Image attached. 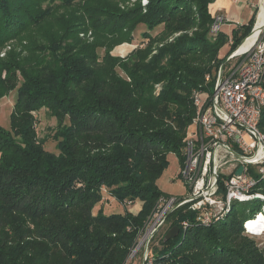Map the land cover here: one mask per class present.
Segmentation results:
<instances>
[{
	"label": "trees",
	"instance_id": "obj_1",
	"mask_svg": "<svg viewBox=\"0 0 264 264\" xmlns=\"http://www.w3.org/2000/svg\"><path fill=\"white\" fill-rule=\"evenodd\" d=\"M214 1L136 0L122 8L113 0H0V53L21 43L0 56V99L17 89L10 128L0 124V264H126L164 194L158 179L168 154L183 163L195 90L213 93L225 57L253 28L255 14L231 36L224 28L213 34ZM76 3L81 14H56ZM138 25L146 45L114 55ZM89 29L93 40L78 37ZM44 107L58 120L57 153L37 137L34 112ZM259 125L264 131V110ZM257 187L264 191V180ZM111 196L140 206L94 211ZM252 201L210 226L176 208L170 227L180 231L150 250L152 264H264V248L243 234V220L264 207ZM186 218L193 222L184 231Z\"/></svg>",
	"mask_w": 264,
	"mask_h": 264
},
{
	"label": "built area",
	"instance_id": "obj_2",
	"mask_svg": "<svg viewBox=\"0 0 264 264\" xmlns=\"http://www.w3.org/2000/svg\"><path fill=\"white\" fill-rule=\"evenodd\" d=\"M261 7L260 0L254 13V28L227 57L228 60L239 58L238 63L226 71L220 68L212 94L202 90L194 92L197 113L193 124L199 126L200 133L197 130L189 133L180 174L188 195H160L140 229L126 264L136 257L142 243L145 245L143 264L154 262L149 250L151 239L178 207L189 205L195 212L194 221L210 226L228 217L236 203L255 198L264 200L257 187L264 180V131L259 125L264 110V23L257 28ZM226 20L225 15L218 14L211 32L219 33ZM251 38L248 47L241 50ZM159 88L157 85L156 93ZM240 166H244L243 172L236 174ZM262 211L264 207L259 212ZM253 217L257 215L253 214L243 224L247 225ZM192 222L189 218L183 219L182 230L186 231ZM245 231L257 232L247 227Z\"/></svg>",
	"mask_w": 264,
	"mask_h": 264
},
{
	"label": "rangeland",
	"instance_id": "obj_3",
	"mask_svg": "<svg viewBox=\"0 0 264 264\" xmlns=\"http://www.w3.org/2000/svg\"><path fill=\"white\" fill-rule=\"evenodd\" d=\"M113 1H118V4H120V6L122 8H124L125 6H132L135 4L136 0H127V1H119V0H113ZM145 0H141L142 4L145 5L148 2H144ZM149 1V0H148ZM247 1L246 2V6L243 8L242 10V17L241 20L244 23H248L251 15L254 11V8L251 7V3L252 2H257L258 0H244ZM249 2V3H248ZM259 10V8H258ZM78 13L81 14V8L79 6V3H76L72 6H67V7H60L57 9L56 14H61V13H66V14H70V13ZM219 13H217L216 15H214V17H216ZM224 15V14H223ZM231 20H226L224 22L223 28L225 29V31H227V33L230 31V26L226 25L230 22ZM256 23V17L254 20V25L253 28L255 26ZM52 21H48V23L46 24L47 29H52ZM226 25V26H225ZM139 27L137 28L136 32H135V36L132 42H124L121 43L119 45H117L112 53L114 55H118L120 57L123 56H127L130 52H132L133 50L137 49L138 47H144L146 44L144 38L141 36L142 32L145 30V26L144 25H138ZM225 26V27H224ZM252 28V29H253ZM163 29L162 26L157 27L155 30L151 31L152 35H156L157 33H159L161 30ZM251 32V31H250ZM28 37H21V39H28L31 38L29 35H27ZM78 37L82 40H88L91 41L93 40L94 36L92 34V31L89 30H84L82 32H80L78 34ZM39 39H41L43 41V37H39ZM40 40V41H41ZM44 42V41H43ZM42 42V43H43ZM20 40H16V41H10L7 46L5 48L2 49L0 56H4L7 52L8 49H10L11 47L15 46V48H17V51L21 48L20 45ZM239 45V44H238ZM224 50L222 51V53L220 52V56H225L224 55ZM98 52L101 56L104 55V49L99 48ZM231 54V53H230ZM229 55H227L223 61V63L226 61L227 57ZM239 58L233 57L230 58L229 60L226 61L225 65H224V70L226 71L229 67L233 66L234 64L238 63ZM222 63V64H223ZM221 64V66H222ZM220 66V68H221ZM121 72V71H120ZM219 73V72H218ZM207 77H206V81H207ZM161 90V86L159 88V91ZM16 93H17V89L11 91L8 95L4 96L3 98L0 99V124L3 125L4 127L10 128V119H11V112L13 110V106L15 103V99H16ZM159 92H157L156 94H158ZM34 116H35V127H36V132H37V137L40 141H42L44 143V147L52 152H59L56 148V141L53 137L54 133L57 130V124H58V120L55 116L51 115L50 111L47 108H42L38 111L34 112ZM194 121H192V123L188 126V132L184 138V146L187 147L188 145V137H189V133L197 130L196 132L200 133V128L197 124H193ZM190 140V139H189ZM168 160H169V164L167 166V168L164 170V172L162 173V175L159 177L158 179V184L161 188V190L164 192V194L162 195H168V196H178V197H183L185 195H188V188L185 184V182L183 181V179L181 178L180 174H181V167L184 166V160H185V155H184V160L183 163L181 164L179 157L177 154L175 153H169L168 154ZM260 193H262L264 195V191H262L260 189L259 191ZM109 195V192L106 191V196ZM256 199V198H255ZM264 200H254L252 202H250L248 205L250 206H254L256 205L258 202L262 203ZM243 205V203H236L237 207H241ZM102 206L104 209L105 213H113V212H124L127 208L128 210H130L133 213H136L138 207L140 206L139 203L135 202L133 204L130 205H124L122 203H120L118 200H116L114 197H108L104 203H99L96 207H95V212L99 209V207ZM235 206V207H236ZM191 207L189 205H187V207L185 208L186 210H191ZM260 211V209L258 210ZM257 211V212H258ZM256 212V213H257ZM255 213V214H256ZM249 214H254L253 212L249 213ZM259 215H257V217L255 218V220H249V222H255L257 221ZM264 216V215H263ZM262 216V217H263ZM247 219L243 220L246 221ZM171 225V219L168 217L167 222L164 224V226H162L152 237L151 242L149 244V250H153L157 252V249H161L163 247V242L162 239L165 237V235L167 234V232L172 228L170 227ZM248 226V225H247ZM246 225L243 224L244 229L247 227ZM244 235L255 239V241L257 242V245L260 248H264V227L262 229H260L257 232H246L244 231L243 233ZM140 245V244H139ZM157 248V249H155ZM144 250H145V245L144 243H142V245H140L139 247V251L136 254V257L134 259H132L128 264H143L144 261Z\"/></svg>",
	"mask_w": 264,
	"mask_h": 264
},
{
	"label": "crops",
	"instance_id": "obj_4",
	"mask_svg": "<svg viewBox=\"0 0 264 264\" xmlns=\"http://www.w3.org/2000/svg\"><path fill=\"white\" fill-rule=\"evenodd\" d=\"M246 2L247 1H244V0H215L214 2L210 4V11L212 12L213 16L216 15L217 13L224 14L228 18V20H231L228 24H226L230 26L229 28L230 31L227 33V31L223 29L224 32L228 34L229 36L232 35V30L238 24L244 23L241 20V17H242L241 14H242L243 8L246 6ZM259 3H260V0H258L257 2L251 3V7L254 8L252 15L255 13L257 9L256 7Z\"/></svg>",
	"mask_w": 264,
	"mask_h": 264
},
{
	"label": "bare ground",
	"instance_id": "obj_5",
	"mask_svg": "<svg viewBox=\"0 0 264 264\" xmlns=\"http://www.w3.org/2000/svg\"><path fill=\"white\" fill-rule=\"evenodd\" d=\"M261 12H260V14H259V21H258V27L257 28H259L261 25H263V23H264V0H261ZM258 31V30H257ZM257 31L254 33V35L252 36V37H254V36H256V34H257ZM252 41V38L251 39H249V41H247L242 47H241V50H243V49H246L247 47H248V45H249V43ZM262 213H263V211H262ZM258 214H261L260 212H257L256 213V215H258ZM264 214V213H263ZM255 218L256 217H253V219L252 220H255ZM258 218H259V216H258ZM251 220V221H252ZM249 222V221H248ZM247 222V228H249V229H253V231H257V230H259L261 227H262V225L264 224V217H260L259 219H257V221H255V222H249L248 223ZM262 229V228H261Z\"/></svg>",
	"mask_w": 264,
	"mask_h": 264
},
{
	"label": "water",
	"instance_id": "obj_6",
	"mask_svg": "<svg viewBox=\"0 0 264 264\" xmlns=\"http://www.w3.org/2000/svg\"><path fill=\"white\" fill-rule=\"evenodd\" d=\"M227 60H228V58L226 59V61H227ZM226 61L222 64L221 69L224 68V65H225ZM243 169H244V166H240V167L237 169L236 174H241V173L243 172ZM179 231H180V227H179V226H177V225H176V226H173V227L167 232V234L165 235L164 240H169V239H171V238H175V237L178 235Z\"/></svg>",
	"mask_w": 264,
	"mask_h": 264
}]
</instances>
